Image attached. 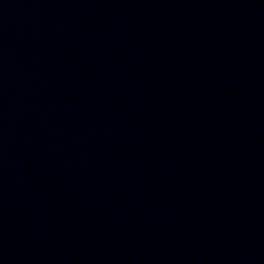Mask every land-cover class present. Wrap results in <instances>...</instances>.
Masks as SVG:
<instances>
[{"label": "water", "instance_id": "1", "mask_svg": "<svg viewBox=\"0 0 264 264\" xmlns=\"http://www.w3.org/2000/svg\"><path fill=\"white\" fill-rule=\"evenodd\" d=\"M0 264H264V0H0Z\"/></svg>", "mask_w": 264, "mask_h": 264}]
</instances>
